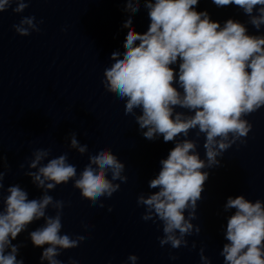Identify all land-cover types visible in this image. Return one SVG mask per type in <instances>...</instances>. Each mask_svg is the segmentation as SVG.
Masks as SVG:
<instances>
[{
	"label": "clouds",
	"instance_id": "9594fccd",
	"mask_svg": "<svg viewBox=\"0 0 264 264\" xmlns=\"http://www.w3.org/2000/svg\"><path fill=\"white\" fill-rule=\"evenodd\" d=\"M199 2L143 0L147 31L137 32L132 16L128 17L123 23L127 29L124 51L112 52L113 63L104 70L102 81L108 93L124 102L125 115L135 118L144 138L155 141L162 136L165 143L174 142L167 158L160 160L158 175L148 182L156 191L137 198L138 206L145 209L142 219L162 224L160 246L173 249L187 247L185 237L200 232L191 221L196 219L197 202L209 179L205 169L219 167L218 157L237 142L246 143L253 126L245 117L264 107V34H250L247 27L260 33L264 0H212L217 7L235 6L248 18L247 24L229 18L223 26L206 10L197 11ZM30 3L0 0V13L11 8L20 14ZM125 4L127 12L140 11L141 0H125ZM42 23L34 15L24 16L12 28L27 37L40 32ZM193 130L196 139L189 138ZM201 136L203 159L198 151ZM69 140V148L81 156L88 154V145L80 144L75 132ZM0 162V169H8L4 157L0 156ZM28 169L24 174L43 190L39 198L29 199L19 184L7 187L8 195L3 196L7 171L0 170V264H24L17 259L21 245L12 242L41 219L43 225L29 232L31 242L43 248L42 262L63 264L58 259L62 251L77 248L86 236L61 234L65 202L54 199L50 190L72 181L81 197L97 206L102 197L111 198L127 182L125 164L111 149L103 148L88 154V163L78 174L67 153L52 157L50 148H38ZM49 207L55 215L48 214ZM224 208L235 210L227 218V243L220 253L224 264H264V201L229 196ZM200 257L203 264H211L203 249ZM128 260L136 264L138 257L131 254Z\"/></svg>",
	"mask_w": 264,
	"mask_h": 264
}]
</instances>
